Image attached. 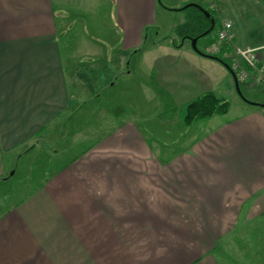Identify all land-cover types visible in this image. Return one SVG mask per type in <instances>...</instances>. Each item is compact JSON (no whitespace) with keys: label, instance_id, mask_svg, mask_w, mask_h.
Masks as SVG:
<instances>
[{"label":"crops","instance_id":"1","mask_svg":"<svg viewBox=\"0 0 264 264\" xmlns=\"http://www.w3.org/2000/svg\"><path fill=\"white\" fill-rule=\"evenodd\" d=\"M108 3L119 53H136L158 0H0V264H264V107L231 106L219 60L163 39L139 51L150 95L169 101L160 112L208 92L227 112L185 125L180 142L152 139L133 115L97 118L89 80L103 77L113 48L101 29L94 53L75 26ZM254 3L264 20V0ZM235 6L220 22L231 20L232 45L256 48L264 66V40H252L264 22L255 30ZM19 166L27 183L3 191Z\"/></svg>","mask_w":264,"mask_h":264},{"label":"rangeland","instance_id":"2","mask_svg":"<svg viewBox=\"0 0 264 264\" xmlns=\"http://www.w3.org/2000/svg\"><path fill=\"white\" fill-rule=\"evenodd\" d=\"M179 1L180 0H158L156 5V20L153 24L144 27L142 43L139 48H137L138 50L136 53H134L135 50L132 52L127 50L126 52L119 53V36L117 33H114L115 27L112 17L113 8L111 4H103L104 6L100 7L96 11L95 20H84V29L79 26L82 25L81 22L77 23L75 26V28L79 31H77V39L81 38V34H85L84 36L87 37V40L94 44V53H96V48H98V46H102L100 43L101 36H95L96 33L101 32V29L109 34L108 37L104 36L103 38L106 45L107 43L109 45L108 49L111 50V48H113V51L110 53V63H107L101 71H98V73H102L103 77H99L96 73L97 70H94V76L89 80L88 88L93 92V94L89 95L88 93L92 99L87 104L88 108H93L98 112V116H96L97 118L101 119L102 112L105 115L107 114L111 120L115 116L116 119L114 118L113 121H117L118 119L120 120L122 117L128 118L133 115L140 121V126L143 131L145 130L148 131V133L150 132L149 134L153 136L152 139L171 142H180L182 140L181 136L185 130V124L183 123L185 106L181 109H177V107H175L173 115L169 113L166 115L160 112L162 111L161 108H164L165 104L169 103V101L164 100L160 94L156 96L150 95V86L147 82H145L146 76L144 74L143 65L141 64L142 57L141 54H139V51L142 48H148L153 42L157 43L159 40L162 42L163 39L166 41L168 40L167 43L174 41L176 45L185 41L186 45L191 46L189 39H181L174 31L175 27L184 23L190 14V10L184 9V6L187 3L180 4V6H173L174 3H179ZM228 2L229 4L231 3L233 7H236V4L237 6L243 7L246 11H249V22L254 27H258L255 30L258 31L260 28L259 26H261V21L264 22V20L261 19L260 13V20H255L252 17L253 9L260 8L254 3L255 0H205L206 4H204V2H200L202 3L201 5L203 8L205 10L208 9L212 17L215 19V26L209 36L200 37L196 43L197 49L204 56L206 55L205 47L209 42L208 38L215 34L217 28L219 27L220 19H222L225 15H230ZM212 5L216 7V12L211 10L210 6ZM256 19H258V17H256ZM253 34L255 33L253 32ZM253 39L264 40V35L261 34L258 37L254 35L252 37V40ZM72 40L75 41L73 42L75 45L76 37L74 36ZM92 57L95 60H102V58L100 59L99 54H92ZM118 57L120 58V65H117L116 62ZM86 59L87 56L80 52L77 54V57L75 56L77 71L79 72L81 80H83V76L85 75L84 72L86 71ZM104 60L105 57L103 58V61ZM225 72L227 71L225 70ZM226 74L229 90H224L222 96L226 98L231 106H234L237 103L247 104L248 101H258L260 103H264V91L260 86H249L237 79L239 89L237 90L231 74L228 72ZM84 91V86L79 84L78 95ZM91 97H89V99ZM103 107H105L104 110ZM166 117L167 119H170V117L172 119L171 123L168 125L164 120ZM21 168L22 167L19 166L17 171L8 177L5 187L2 189L3 191H7L11 194L14 192L17 193L20 188L27 183L28 179L25 178ZM34 173H36V170H34Z\"/></svg>","mask_w":264,"mask_h":264},{"label":"built area","instance_id":"3","mask_svg":"<svg viewBox=\"0 0 264 264\" xmlns=\"http://www.w3.org/2000/svg\"><path fill=\"white\" fill-rule=\"evenodd\" d=\"M214 36L213 42L208 45L205 52L228 61L237 79L251 78L264 89V66L259 64L258 51L252 47L232 45L235 36L232 21L222 20Z\"/></svg>","mask_w":264,"mask_h":264},{"label":"trees","instance_id":"4","mask_svg":"<svg viewBox=\"0 0 264 264\" xmlns=\"http://www.w3.org/2000/svg\"><path fill=\"white\" fill-rule=\"evenodd\" d=\"M184 9L190 10V14L187 20L176 26L174 30L181 39H190L192 37L200 36L210 27V19L205 16V14L198 7L188 5L184 7ZM206 11L209 12L208 9H206ZM209 34L210 32L204 37H208ZM216 57L219 61L226 63L230 67L228 61L219 56ZM228 107L229 104L227 101L218 98L211 92H208L186 104L183 121L185 125H190L198 119H204L214 114H224L227 112Z\"/></svg>","mask_w":264,"mask_h":264},{"label":"water","instance_id":"5","mask_svg":"<svg viewBox=\"0 0 264 264\" xmlns=\"http://www.w3.org/2000/svg\"><path fill=\"white\" fill-rule=\"evenodd\" d=\"M188 5H193V6H195V7H198V8H199V9L205 14V16H207V17L210 19V23H211V24H210V27H209L206 31H204L200 36L192 37V38L189 39V40H190V43H191V47H192L196 52L202 54V53L197 49V46H196L197 40H198L200 37H204V36H206L209 32L212 31V29L214 28V19H213V17L211 16V14H210L208 11H206L205 9H203L202 7H200L199 5L194 4V3H189V4H186L184 7H186V6H188ZM206 56L218 60V58H217L216 56H212V55H208V54H206ZM220 62H221V61H220ZM221 63H222L227 69H228L229 73L231 74V76H232V78H233V80H234V83H235V86H236L237 90H239V89H238L237 77H236L235 73L233 72V70H232V69H231L226 63H224V62H221ZM248 103H252V104L258 105V106H260V107H264V103H255V102H251V101H248Z\"/></svg>","mask_w":264,"mask_h":264}]
</instances>
